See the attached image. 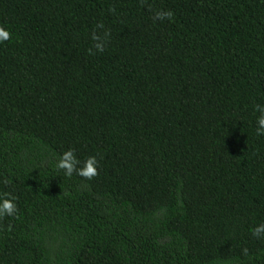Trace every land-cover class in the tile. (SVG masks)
Returning a JSON list of instances; mask_svg holds the SVG:
<instances>
[{"label": "trees", "instance_id": "1", "mask_svg": "<svg viewBox=\"0 0 264 264\" xmlns=\"http://www.w3.org/2000/svg\"><path fill=\"white\" fill-rule=\"evenodd\" d=\"M0 26V264H264V0H0Z\"/></svg>", "mask_w": 264, "mask_h": 264}, {"label": "clouds", "instance_id": "2", "mask_svg": "<svg viewBox=\"0 0 264 264\" xmlns=\"http://www.w3.org/2000/svg\"><path fill=\"white\" fill-rule=\"evenodd\" d=\"M155 19L157 20H165L171 19L172 13L171 11H157L155 13ZM11 38V33L0 26V43L5 41H9ZM93 40L99 41V37L93 35ZM94 47L97 52L104 51V43L97 42L94 44ZM91 51V49H89ZM254 110L259 113L256 118V127L255 133L259 136H264V105L256 104ZM80 164V161L75 157L74 152L72 149H69L63 152L57 159L55 164V168L60 171H63L65 177H71L72 174L75 172L76 175L91 180L94 176L97 175V167H98V160L96 156H89L87 157L82 167H77ZM15 197L12 196L10 193L5 194L4 196H0V218L5 216L14 217L18 211L17 205L14 202ZM251 233L257 239L264 238V224H261L251 230ZM245 255H247V249L244 250Z\"/></svg>", "mask_w": 264, "mask_h": 264}]
</instances>
